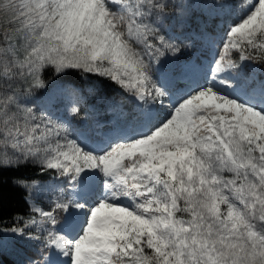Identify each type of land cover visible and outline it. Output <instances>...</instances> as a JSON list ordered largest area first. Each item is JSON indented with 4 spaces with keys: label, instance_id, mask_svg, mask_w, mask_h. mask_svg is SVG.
Segmentation results:
<instances>
[{
    "label": "snow or ice",
    "instance_id": "6c2138e0",
    "mask_svg": "<svg viewBox=\"0 0 264 264\" xmlns=\"http://www.w3.org/2000/svg\"><path fill=\"white\" fill-rule=\"evenodd\" d=\"M7 253L264 264V0H0Z\"/></svg>",
    "mask_w": 264,
    "mask_h": 264
},
{
    "label": "trees",
    "instance_id": "16d2710c",
    "mask_svg": "<svg viewBox=\"0 0 264 264\" xmlns=\"http://www.w3.org/2000/svg\"><path fill=\"white\" fill-rule=\"evenodd\" d=\"M5 196L8 200V208L6 209V211H11L14 209H23L21 194L18 191L9 188L8 191L5 193ZM9 254L10 253L3 254L2 261L4 262V264H12L14 257Z\"/></svg>",
    "mask_w": 264,
    "mask_h": 264
},
{
    "label": "rangeland",
    "instance_id": "374dc122",
    "mask_svg": "<svg viewBox=\"0 0 264 264\" xmlns=\"http://www.w3.org/2000/svg\"><path fill=\"white\" fill-rule=\"evenodd\" d=\"M9 255H11V254H9ZM12 256V255H11ZM13 257V256H12Z\"/></svg>",
    "mask_w": 264,
    "mask_h": 264
}]
</instances>
